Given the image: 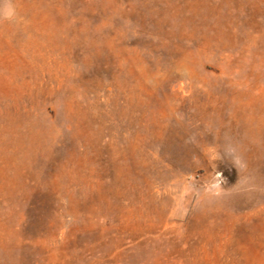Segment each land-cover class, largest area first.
Listing matches in <instances>:
<instances>
[{
    "label": "rangeland",
    "instance_id": "rangeland-1",
    "mask_svg": "<svg viewBox=\"0 0 264 264\" xmlns=\"http://www.w3.org/2000/svg\"><path fill=\"white\" fill-rule=\"evenodd\" d=\"M0 264H264V0H0Z\"/></svg>",
    "mask_w": 264,
    "mask_h": 264
}]
</instances>
